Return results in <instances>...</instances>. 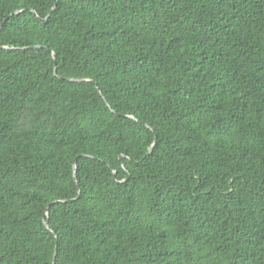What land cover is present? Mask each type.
<instances>
[{
    "label": "trees",
    "instance_id": "16d2710c",
    "mask_svg": "<svg viewBox=\"0 0 264 264\" xmlns=\"http://www.w3.org/2000/svg\"><path fill=\"white\" fill-rule=\"evenodd\" d=\"M1 23L0 264H264V0Z\"/></svg>",
    "mask_w": 264,
    "mask_h": 264
},
{
    "label": "water",
    "instance_id": "95a60500",
    "mask_svg": "<svg viewBox=\"0 0 264 264\" xmlns=\"http://www.w3.org/2000/svg\"><path fill=\"white\" fill-rule=\"evenodd\" d=\"M18 11H16L15 13H17ZM2 24L3 23H1L0 24V28H1V26H2ZM54 73H55V70H54ZM68 80H70V81H74V79H68ZM107 106L111 109V107L107 104ZM122 157V156H121ZM120 157V158H121ZM73 168H74V170H75V168H76V160H74V162H73ZM113 174L115 175L116 174V172L113 170ZM49 207H50V205L46 208V211H45V214L46 215H48V213H49ZM43 223L45 224V226H46V228L47 229H49V226L47 225V223H46V221H45V219H44V217H43ZM55 251H56V248H55ZM55 257V256H54Z\"/></svg>",
    "mask_w": 264,
    "mask_h": 264
}]
</instances>
